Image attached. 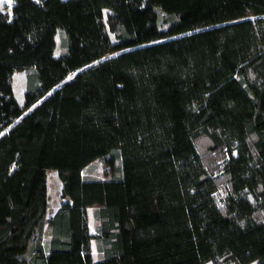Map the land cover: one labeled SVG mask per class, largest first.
<instances>
[{
  "label": "trees",
  "instance_id": "1",
  "mask_svg": "<svg viewBox=\"0 0 264 264\" xmlns=\"http://www.w3.org/2000/svg\"><path fill=\"white\" fill-rule=\"evenodd\" d=\"M209 261L264 264V0L0 10V264Z\"/></svg>",
  "mask_w": 264,
  "mask_h": 264
},
{
  "label": "rangeland",
  "instance_id": "2",
  "mask_svg": "<svg viewBox=\"0 0 264 264\" xmlns=\"http://www.w3.org/2000/svg\"><path fill=\"white\" fill-rule=\"evenodd\" d=\"M14 0H0V10L9 11L10 14H12V6H13ZM60 30V29H59ZM112 36V35H111ZM61 37L60 34H58V45L56 49V54H60L62 52V46L60 44ZM5 80H10L11 82V88L9 92H12L14 96L18 99V101L23 104L25 100V91L27 89V70L26 69H19L14 71L12 74L5 77ZM6 85L3 84V87ZM6 89V88H3ZM104 162L101 159H96L90 162L88 165L84 168V174L87 176H105L104 173ZM45 177L48 182V189H47V195L45 197V203L47 204L48 209V215H50V212L55 210L61 202L64 200V197L61 193V180L56 172L55 169H47L45 171ZM94 207L90 206L87 209L88 217H89V224H90V230H95L96 225V219L94 217L93 213ZM48 230V229H47ZM48 233V231H47ZM93 244V255L94 258L97 259V243L95 240L92 242ZM205 264H211V262H206ZM249 264H254V262H251Z\"/></svg>",
  "mask_w": 264,
  "mask_h": 264
},
{
  "label": "crops",
  "instance_id": "3",
  "mask_svg": "<svg viewBox=\"0 0 264 264\" xmlns=\"http://www.w3.org/2000/svg\"><path fill=\"white\" fill-rule=\"evenodd\" d=\"M48 237H49V233H46L45 237H44V240L47 241Z\"/></svg>",
  "mask_w": 264,
  "mask_h": 264
}]
</instances>
